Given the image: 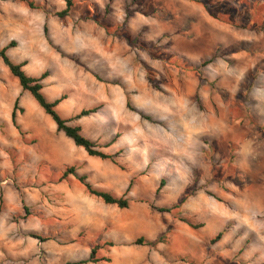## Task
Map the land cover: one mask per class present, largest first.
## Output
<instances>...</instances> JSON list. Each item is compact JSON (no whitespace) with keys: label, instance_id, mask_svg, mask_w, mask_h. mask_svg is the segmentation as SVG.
I'll return each mask as SVG.
<instances>
[{"label":"rangeland","instance_id":"374dc122","mask_svg":"<svg viewBox=\"0 0 264 264\" xmlns=\"http://www.w3.org/2000/svg\"><path fill=\"white\" fill-rule=\"evenodd\" d=\"M112 1L106 13H80L77 7L76 13L61 18V25L82 31V39L89 37L90 28L99 31L108 52L117 51L123 60L118 66L121 78L101 82L100 72L92 74L100 71L97 59L86 52L79 58L84 66L70 58L69 63L71 50L65 48L66 81L52 74L43 93L48 101L61 91L71 95L62 102L67 105L56 107L63 118L98 106L95 113L71 124L79 125L103 152L118 155L115 162L88 156L42 122L46 136L78 149L62 172L74 166L94 187L117 196L126 189L117 186L115 177L108 181L101 175L115 169L129 182L133 179L126 194L129 202L150 207L140 232L134 234V241L144 240L135 244L142 250H156L164 260L170 253L194 249L203 262L264 264V0H126L125 13L112 10ZM57 2H50L56 11ZM25 6L0 0V47L12 39L11 20ZM61 36L62 43L69 42ZM71 36L72 42L79 37ZM21 51L18 44L8 55L18 62ZM207 59L210 62L202 65ZM7 74L0 60L1 87L8 85ZM89 78L105 87V102L90 97V92H76L80 84L93 86ZM21 101L29 120L37 118L38 109L55 129L28 92ZM180 122H186L185 129L175 127ZM40 143L39 135L31 134L28 160L20 162L9 152V165L2 161L0 149V181L6 180L5 186L20 196L11 204L5 228L12 254H4L0 264H65L82 260L94 245L100 246L98 253L129 245L118 242L128 227L115 223V206L88 194L73 175L59 180V162L34 160ZM161 179L165 183L156 192ZM182 199L170 212L150 206L172 207ZM236 229L240 235L231 233V238L210 243L218 232ZM18 251L22 256H16Z\"/></svg>","mask_w":264,"mask_h":264},{"label":"crops","instance_id":"0c3cea01","mask_svg":"<svg viewBox=\"0 0 264 264\" xmlns=\"http://www.w3.org/2000/svg\"><path fill=\"white\" fill-rule=\"evenodd\" d=\"M33 1L41 4L42 6L37 9H30L27 6L23 7V13H18V16H13L11 20L13 24L8 34H10L9 37L12 38L11 40H14L17 45L20 44L22 48V51L19 54V60L15 63L24 62L25 64L23 69L31 76H39L42 72L47 71L48 76L42 81L43 89L46 84L51 83L52 74H58L62 80L66 81L67 72L64 67L66 62L62 59V51L66 50L65 48L71 50L68 51L67 59L69 60V63L71 59L78 63V65L84 66L85 64H82L79 58L81 54L86 52L92 60L97 59L99 63L97 62L96 67L99 68L100 71L92 72V74L99 76L98 72H100V74H102V78L100 77L101 82L107 83V81H117L121 78L119 77L120 73L118 66H120V63H123V60L117 51L111 53L108 52L109 47L101 40L102 36L99 31H94V28H90L93 31L89 32V37L82 39V31L72 32L71 28H68L67 26L63 27V30L61 18L56 16V10L50 9V7H54L52 5L53 3H50L51 0L47 3L46 0ZM108 3L109 0H76V2L74 1L69 14L76 13L77 11L75 12L74 10L77 7L80 9V13H106L105 8L108 7ZM56 4L58 6V11L65 7L62 0H58ZM82 7L84 8L83 12ZM111 8L114 11L116 10L117 13H125L126 0H113ZM134 13L141 12L136 10ZM72 33L79 35V37H74L76 40L74 42H72ZM62 34L69 39L68 43H62ZM93 34H95V36H93ZM17 45L15 47H17ZM73 49L75 51H73ZM79 74L81 75L79 77H82V70L79 71ZM6 79L8 82L7 87L0 86V149L4 151L1 152L2 161L5 162L6 165H9L11 162L9 152H12V156H17L20 162L27 161V158H29V136L36 133L39 135V138L43 141V143L38 144V150L41 152L37 154L34 160L36 162L43 161L49 165L53 162H59L57 167L59 171L62 172V168L72 162L71 153H74L78 149L74 148L70 143H68V141H65L64 146H61L62 144L59 145L56 143L53 138L55 136H46L42 131L41 123H47L49 130H55V132L56 126L54 124V129L51 125H49L38 109L35 110L38 119L29 120L26 116V108L21 101V98L26 91L21 89L19 83L17 85V79L11 74H7ZM89 81H91V85L93 86L80 84L76 86V92H90V97L94 98L95 96H100L102 98V102H105L104 100L108 98L105 87L103 85H101V87H97V84H94L90 78ZM96 88H99L100 92L96 91ZM63 93L66 92L61 91L59 95L54 96L53 100L58 98ZM66 95L67 97L63 101L71 97V95H68L67 93ZM118 97L119 93L117 92V98ZM16 99H18V109H15V120L20 126V129L24 132V135H20L12 123L11 116ZM70 100L69 102H71ZM62 104L65 106V104L67 105L68 103ZM67 112L71 111L68 110ZM75 112L76 111L73 110L72 113ZM178 124V127L175 126L176 128L185 129L184 126H186V122L185 124L183 122ZM133 171H136V169L133 168ZM101 176L102 179H106L108 181L111 177H115L118 184L117 186L123 190H125L129 184V180L126 178L127 176L125 177L124 173L120 170L111 169L110 172L107 171ZM5 182L6 180L0 181V200L5 205V207H2L0 210V259L5 256L4 254H12V251H10L8 245L6 244L7 237L5 228L8 225V215L12 212V202L15 203L18 199L20 200L18 191H14L11 187L5 186ZM18 209L19 207H16L17 211ZM149 210L150 207H148V205L140 206L137 205V203L134 204L132 202H129L128 208H117L119 217L115 220V223L122 227H128V234H125V237L119 239L118 242H128L130 244H120V247L114 246L107 250L106 253L102 251L101 253H98L99 256L108 257L109 261L87 264H197L204 261V259H202V255L194 249L170 253L165 256L166 260H164L160 255H158L156 250H142L138 248L134 244V234L140 232L142 217H144V213L149 212ZM245 222V224L248 223L249 226H252V222L246 220ZM236 232L237 229L230 230L228 232L224 231L218 241L221 242L222 239H225V236L227 238H231V233L233 234ZM245 232L246 234H252V229H246ZM238 233L240 235V232H237V234ZM89 252H87L83 259L88 257ZM16 256L22 255L18 251ZM73 261L78 260L75 259ZM207 262H203L202 264H213V259Z\"/></svg>","mask_w":264,"mask_h":264},{"label":"trees","instance_id":"16d2710c","mask_svg":"<svg viewBox=\"0 0 264 264\" xmlns=\"http://www.w3.org/2000/svg\"><path fill=\"white\" fill-rule=\"evenodd\" d=\"M6 1V0H3ZM13 1H20L24 3L28 8L30 9H37L40 8L42 5L39 3H36L33 0H13ZM65 3V7L60 11H55V14L59 18H63L67 16L73 7V0H63ZM112 0H109L111 2ZM206 8H208L205 5ZM50 9L54 10L53 7H50ZM46 31V28H45ZM16 46V42L14 40H10L8 43L0 47V60L4 64V66L8 69L9 73L17 79L21 89L23 91L28 92L32 98L35 100V102L39 105V107L43 110V112L51 118V120L54 122L56 126L57 132H62L65 137L69 138L73 144L77 147L82 148L88 156L96 157L101 160H110L112 162H115L114 158L117 153L114 154H108L101 150V146L97 144V142L87 138L84 136L81 132V127L79 125H73L71 122L73 120L80 119L81 117L88 116L92 113H95L98 110V106L96 107H90V108H84L81 109L78 113L73 115L70 118H63L61 117L56 107L58 104L66 99L67 95L66 93L61 94L58 98H56L53 101H48L46 97L44 96V93L42 91L43 89V83L42 81L48 76L47 71L42 72L39 76H31L27 74L24 69V62L22 63H15L13 62L10 57L7 54V51L13 47ZM210 62L209 59L202 62V65H206ZM129 105V104H128ZM15 109H18V99H16L14 103V109L12 112V123L15 126V128L18 130L20 135H24V132L20 129V126L16 123L15 120ZM145 119H150L149 116H146L144 114H141ZM68 175H73L85 188V190L88 192V194L95 196L96 198L100 199L104 204L106 205H113L119 209H125L129 206V200L126 197V194L129 192L133 179L130 180L124 194L121 196H117L107 190L100 189L94 187L88 180L85 175H79L76 172V168L74 166L66 167L63 172L61 173V176L59 177V180L65 179ZM164 180L161 179L159 182V185L156 189V192H159V190L164 185ZM184 199L180 201L179 204H176L172 207H154L150 204V206L154 209H156L158 212H170L173 208H177L182 204ZM2 201L0 200V208H1ZM24 212H26V207L23 206ZM180 221H184L183 219H180ZM31 237L37 238L41 241H44L45 239L42 237H39L35 234H30ZM222 236V231L218 232L211 240L210 243H216ZM134 244L141 245L144 244V240L142 238H137L134 241ZM147 245H151V242H146ZM107 245L112 246L113 243L108 242ZM100 249L99 245H94L91 247L89 255L86 259L78 260V261H72L67 262L65 264H87V263H99V262H106L109 261L108 257L105 256H99L98 250ZM183 260V259H182ZM193 264V263H190Z\"/></svg>","mask_w":264,"mask_h":264}]
</instances>
